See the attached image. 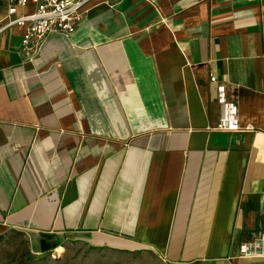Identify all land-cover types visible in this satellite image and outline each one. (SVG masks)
<instances>
[{
    "label": "crops",
    "instance_id": "crops-1",
    "mask_svg": "<svg viewBox=\"0 0 264 264\" xmlns=\"http://www.w3.org/2000/svg\"><path fill=\"white\" fill-rule=\"evenodd\" d=\"M24 31L0 35V237L109 264H264L239 257L264 232V0H92L71 36L26 52ZM211 76L250 130L214 129Z\"/></svg>",
    "mask_w": 264,
    "mask_h": 264
},
{
    "label": "built area",
    "instance_id": "built-area-1",
    "mask_svg": "<svg viewBox=\"0 0 264 264\" xmlns=\"http://www.w3.org/2000/svg\"><path fill=\"white\" fill-rule=\"evenodd\" d=\"M92 0H7L5 13L0 15V35L12 27L24 28L22 48L36 51L51 33L66 36L74 34L82 22L85 8ZM31 6L33 12L19 13L20 9ZM217 85V102L220 106V119L215 130L236 133L250 130L243 128L239 120L237 104L230 100L228 87L211 76ZM239 257L244 259H264V232L251 241L241 243Z\"/></svg>",
    "mask_w": 264,
    "mask_h": 264
},
{
    "label": "rangeland",
    "instance_id": "rangeland-1",
    "mask_svg": "<svg viewBox=\"0 0 264 264\" xmlns=\"http://www.w3.org/2000/svg\"><path fill=\"white\" fill-rule=\"evenodd\" d=\"M86 251L71 246L60 255L52 252L38 254L31 239L24 233L11 232L0 237V264H109L110 260L86 257ZM86 258V259H85ZM108 260V261H107Z\"/></svg>",
    "mask_w": 264,
    "mask_h": 264
},
{
    "label": "bare ground",
    "instance_id": "bare-ground-1",
    "mask_svg": "<svg viewBox=\"0 0 264 264\" xmlns=\"http://www.w3.org/2000/svg\"><path fill=\"white\" fill-rule=\"evenodd\" d=\"M62 251H63L62 248H60V249L57 250L58 253H61Z\"/></svg>",
    "mask_w": 264,
    "mask_h": 264
},
{
    "label": "trees",
    "instance_id": "trees-1",
    "mask_svg": "<svg viewBox=\"0 0 264 264\" xmlns=\"http://www.w3.org/2000/svg\"><path fill=\"white\" fill-rule=\"evenodd\" d=\"M1 7H2V1L0 0V11H1ZM45 250H47V249H45Z\"/></svg>",
    "mask_w": 264,
    "mask_h": 264
}]
</instances>
